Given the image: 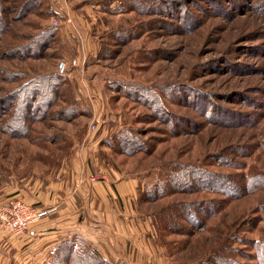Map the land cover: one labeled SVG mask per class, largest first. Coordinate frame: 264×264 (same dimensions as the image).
<instances>
[{
    "label": "rangeland",
    "instance_id": "1",
    "mask_svg": "<svg viewBox=\"0 0 264 264\" xmlns=\"http://www.w3.org/2000/svg\"><path fill=\"white\" fill-rule=\"evenodd\" d=\"M0 7V104L30 81L63 78L46 112L39 113L42 98L31 102L28 129L11 133L18 130L13 121L21 99L0 119V208L78 160L96 172L91 180L115 173L139 180L136 210L151 220L156 264H200L224 254L240 264H260L264 0H0ZM46 30H54V38L41 48ZM24 46L37 48L35 55L24 57ZM64 59L77 64L60 74ZM131 85L160 94L169 118L157 119L130 98ZM75 106L87 115L73 112ZM177 119L195 124L196 131L180 134ZM125 127L153 145L150 153L128 157L102 147ZM182 165L225 175L233 194L191 187L143 200ZM184 204H205L203 223L190 224L180 208L176 229L165 232L161 213Z\"/></svg>",
    "mask_w": 264,
    "mask_h": 264
},
{
    "label": "crops",
    "instance_id": "2",
    "mask_svg": "<svg viewBox=\"0 0 264 264\" xmlns=\"http://www.w3.org/2000/svg\"><path fill=\"white\" fill-rule=\"evenodd\" d=\"M82 166L72 161L13 197L52 214L22 236L0 233V264H42L53 258L59 244L75 237L94 246L110 264L157 263L151 220L136 210L139 180H121L115 173L95 182L91 177L96 172Z\"/></svg>",
    "mask_w": 264,
    "mask_h": 264
},
{
    "label": "trees",
    "instance_id": "3",
    "mask_svg": "<svg viewBox=\"0 0 264 264\" xmlns=\"http://www.w3.org/2000/svg\"><path fill=\"white\" fill-rule=\"evenodd\" d=\"M32 5V3H27L26 8ZM0 9L2 10V7H0ZM1 12L4 13V11ZM188 20L192 22V19L190 17H188ZM1 21L3 20L0 18V23H2ZM39 37H41V39H39V45L41 46V48H47L46 46L50 44L51 40L54 38V30H46L44 34H41ZM37 43L38 37L36 38V40L33 41L35 47H37ZM24 47L25 49H22L24 57H31L35 55L37 48L31 51L29 49V46ZM45 79L47 80L41 84H38V81L40 80L37 81V79L28 82L26 85L22 86L18 91L10 94V96L6 99V102L4 101L3 104H0V119H2L10 111V107L13 106L14 102H18L19 99L22 100L23 105L18 107V111L16 112L13 121L14 127L18 128V130H13L11 132L12 135H18L19 133H21V130L23 132V130L28 129V121H30L31 118H34V116H32L31 114V110L34 107V104L32 105V103L37 101L38 97L42 98L41 101H43V103L39 107V113L42 108L45 109V112L47 111L48 107L50 106V101L48 97L50 98L53 94H55L58 89L57 87L61 84V82H63V78L59 74L48 76ZM126 89L128 90L126 92H128L127 94L130 95V98H132L138 103L147 105L148 108L152 111V113L156 115V117H158L157 119L163 116H167L169 118L166 112V107L162 102V97L160 94L153 92L151 88L140 85H131V90L128 88ZM169 98L171 100L170 96L167 97V99ZM196 102L190 101L189 103L190 105H192L193 108H196L200 112L202 111L203 113H205L208 111L204 108H198ZM26 103H29L27 104L28 107H23ZM72 107L73 106H70L69 109L71 110ZM75 107V111L73 110V112H78V115H84L86 113L84 110L80 112L78 107ZM214 110L218 111V109L216 110L215 108ZM44 111L41 112V114H43ZM220 111L218 112L221 113L222 111ZM85 115H87V113ZM38 117L41 118V116H35V118ZM175 122V128L182 131L180 132V134L185 132L190 133L191 131H196L195 124L188 122L187 120L177 119L175 120ZM21 135L26 136L27 134ZM138 135L139 133H137L136 128L125 127L121 132L113 135L110 139L105 140L102 143V147L105 146L115 154L125 155L128 157H133L139 153H150L153 148V145H151L149 142L140 140ZM176 166L173 170L168 173L167 178H165V180H160L159 183L154 187V189L152 188L143 194V200L149 202H156L158 200L169 197L172 193H178L179 191H184L185 189L191 187L201 188L202 190L206 191L212 190L216 192H221L224 195H227L228 193L233 194L232 191L235 190L231 184V181L225 175L218 176L214 173H210L206 170H203L200 167H193L187 165H182L181 167ZM180 208L183 213H186L183 217L185 220L190 222V224L194 223V225H197L198 227L201 223H203L199 214L200 212L204 213L205 209L207 208L205 207V204H184L181 206L172 205L166 211L164 210L161 213V218L164 221L165 232L174 231V228L176 229L175 224L173 225V220L177 217V211ZM195 222L197 224H195ZM168 245L169 243L166 246ZM255 248L256 257H258V259L260 260V264H264V238L256 242ZM210 258L200 264H240L228 254H224L219 257H216L215 255ZM42 264L108 263L95 247L88 244L84 239L80 237H75L71 240L59 244V246L54 251L53 258L50 261L44 262Z\"/></svg>",
    "mask_w": 264,
    "mask_h": 264
},
{
    "label": "built area",
    "instance_id": "4",
    "mask_svg": "<svg viewBox=\"0 0 264 264\" xmlns=\"http://www.w3.org/2000/svg\"><path fill=\"white\" fill-rule=\"evenodd\" d=\"M76 64V60L73 62L65 59L61 60L58 65V71L60 74H66L70 67L76 66ZM102 179L103 181L107 180L105 178H93L94 181ZM51 214L52 210L39 208L23 199H10L0 208V233L6 236H22L28 232L32 225L41 222Z\"/></svg>",
    "mask_w": 264,
    "mask_h": 264
}]
</instances>
